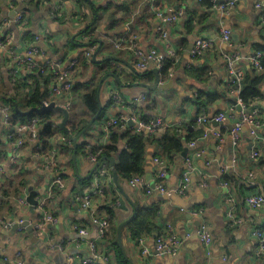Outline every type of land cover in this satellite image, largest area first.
Listing matches in <instances>:
<instances>
[{"label": "clouds", "instance_id": "obj_1", "mask_svg": "<svg viewBox=\"0 0 264 264\" xmlns=\"http://www.w3.org/2000/svg\"><path fill=\"white\" fill-rule=\"evenodd\" d=\"M117 4L124 7L112 17L121 18L116 31L128 39H108L102 34L107 28L95 26V39L105 40V50L110 48V52L102 54L98 45L87 47V59L75 71L67 72L57 62L60 54L68 51L60 47L59 41L77 35L79 25L71 23L72 14L87 12V6L82 2L78 6L76 0H52V12L45 21L40 16L44 3L37 8L31 0L15 4L0 0V36L7 31V42L0 44V60L4 61L0 76L11 66L9 57L15 61L21 55L28 58L25 74L42 71L39 61H45L52 73L61 68L55 76L42 74L29 81L30 88L35 89L31 94L15 77L0 80L4 95L13 98L11 103L0 100V200L15 206L14 219L0 221V264H56L57 257L67 259L68 249L80 247V241L85 250L76 264H148L151 253L145 249L156 250L152 264H157L176 261L184 253L187 240L197 244L203 241L201 246L210 249L207 259L202 258L203 264H264V234L253 233L254 224L237 219L235 226L229 224L224 232L217 229L214 233L209 227L213 223L209 213L204 214V219L189 213L187 222L183 218L173 219L170 224L165 220L166 227H155L166 214L171 217L173 209L169 205H174L173 197L189 201L193 196H212L214 188L220 207L227 205L231 209L229 215L251 217L264 211V201L254 196L247 201L254 206L245 213L238 204L244 197L236 192L241 181H251L255 176L264 180V170L237 175L233 163L229 177L232 191H227L221 179L229 169L228 139L242 152L243 139L255 137L257 128L264 131V98L241 95L246 84L256 77L261 79L258 86L264 90V54L253 60L246 44L231 39L234 32L242 38L251 34V38L259 39L255 30L264 31V0H229L226 7H208L202 0H114L113 7ZM29 8L36 9L35 18L32 12H25ZM205 13L210 15L209 29L201 32L202 23L185 25L180 34L188 38V43L177 47L173 29L179 28L189 15L194 14L200 21ZM22 15L26 18L20 23ZM56 16L60 17L63 33L55 31ZM14 25L16 30H12ZM28 28H32V34L25 37L23 33ZM49 36L57 37V41L49 42ZM204 36L210 42L204 41ZM45 46L55 49L51 58L43 53ZM122 46L127 55L118 53ZM26 47L35 50L27 52ZM209 51H215L217 56L223 53V60H209ZM197 53L202 58L193 61ZM105 54L120 58L104 63ZM93 58L102 63L92 64ZM192 63L198 68L208 63L212 67L197 75L191 71ZM186 65L187 71L183 70ZM45 80L55 84L80 80L81 87L70 96V87L50 91ZM8 85L13 86L11 92ZM199 89L225 96L223 100L209 101L200 96ZM182 100H199L195 106L199 113L194 112L193 104ZM30 103L54 113L49 117L55 131L51 143L41 132L48 120L24 117L17 122V108L26 111ZM53 104L55 108L46 107ZM184 112L187 114L182 115ZM193 115L198 121L197 133L189 136L186 122ZM97 116L106 119L97 121ZM214 121H219L216 128L212 127ZM233 123L234 130L225 137L221 127H231ZM63 130L68 134L64 135ZM85 140L87 147H82ZM133 147L137 156L129 164L125 157ZM183 149L196 154L199 168L213 170L216 175H197L190 161L186 165L189 175L178 182L175 172L181 165L167 163L165 157L174 151L176 161H180ZM73 154L78 163L73 162ZM165 168H173L167 180L162 179L167 175ZM65 171L67 180L60 177ZM73 186L75 191L71 190ZM29 187L33 190L31 203L26 199ZM259 187L264 196V185ZM160 200L168 202L160 207ZM102 203L110 205L107 214L96 211ZM145 206H149L150 214L141 219L139 226L133 225L131 237L125 231L118 241V225L125 223L126 213L138 214ZM82 218L90 223H81ZM25 219L31 236L27 230L8 235L15 223L23 224ZM197 220L201 227L193 229ZM185 223L188 234L181 240L177 229ZM152 231H159L167 239L157 243ZM233 237H241L242 241L232 243ZM69 238L78 242L65 247Z\"/></svg>", "mask_w": 264, "mask_h": 264}, {"label": "crops", "instance_id": "obj_2", "mask_svg": "<svg viewBox=\"0 0 264 264\" xmlns=\"http://www.w3.org/2000/svg\"><path fill=\"white\" fill-rule=\"evenodd\" d=\"M80 1L82 2V0H76V3L78 6H79ZM220 1H225V0H220ZM11 2L13 4H15L18 2V0H11ZM202 2L205 3L208 7H213V3L211 0H203ZM83 4L86 5L88 8V11L85 12L87 15V19H88V21L86 23H90L91 25L94 26V28H95V26L104 25V27L107 28V32H103L102 34L105 37H107L108 39H111L113 36H115L118 39L122 37V34L116 31V29L119 27L118 20L121 18L117 17V19H114V21H112V17L115 15L116 11H122L123 10L124 6L122 4H117L115 8L113 7L114 0H84ZM36 5L39 7L38 4H36ZM28 12H32L33 16L35 18L36 9H32V11L28 10ZM50 12H52V1L46 5L43 13H41L40 16L46 21L48 19L47 14ZM10 18H12V17H10ZM25 18L26 17L24 16V19ZM58 21H57V27H56L55 31L57 33H63L64 30L59 27ZM72 21H77V20H76V18H72ZM72 23H73V26L78 25L76 22H72ZM196 23H202L201 32L207 31L210 27V15L205 13L204 15L201 16L200 21L195 20L194 14L189 15L187 20L183 21L179 28H174L173 31L176 33L175 40L177 42V47H180L181 45H186L188 43V38L186 36H183L180 34L182 29L185 27V25H192V24H196ZM129 27H131V25H129ZM154 27H159V25H154ZM80 29L81 28L79 25V27H76V32H77L76 36L69 37L67 40H64V41H59L61 48H67L68 49V51L66 53L62 52L60 54L58 60H57V62L59 64H61L64 71L66 70L67 61L77 60V62H78L77 66H78V65H81L85 61L84 57H87L86 53L84 51V49L87 47L82 46L83 43H85L87 38L82 37L83 35H81L79 33ZM12 30H16L15 25L13 26ZM95 31H96V28H95ZM250 33H251V30H250ZM27 34L28 35L32 34V28H28L24 31L23 35L25 36ZM235 35L237 36V39L234 38ZM255 35H257L259 37V39L251 38V34L247 38H242L240 33L234 32L231 39L233 40V42H242V43L246 44L247 47L249 49H251L250 55H252L256 51L259 44L264 45L263 44L264 43V41H263L264 31L257 29V30H255ZM6 36H7V31H5L3 36H0V39H1V37L3 38ZM122 38L124 40L128 39L127 36H123ZM203 38L209 39L207 36H204ZM47 39L49 42L57 41V37H55V36H49V37H47ZM213 39H214V37H213ZM75 41H77V43ZM96 41L97 42L95 43V45H98V48L100 50H102V54L104 51L110 52V48L108 50H105V40H96ZM161 47H163V45H161ZM42 51H43V53L49 55V58H51L52 53H53V51H55V49L45 46L42 49ZM117 51H118V53L123 52L124 55L128 54L127 51L123 49V46L121 47V49H119ZM79 58H80V61H79ZM119 58H120L119 55L105 54L104 55V63H109V62L116 60V59H119ZM201 58H202L201 56H197L196 58L192 57V60L196 61V60H199ZM94 59H95V61H94ZM208 59L209 60H213V59L223 60V53H220L219 56H217L215 51H209ZM0 61L2 63L4 62L3 60H0ZM41 62H44V61H39V63H41ZM91 63L94 65H100L102 62L99 59L93 58L91 60ZM211 67H212L211 63L204 64L202 67H199V68L197 67V65L195 63H192L191 71L193 73H196L197 75H203ZM245 67H246V65H245ZM75 70H76V68H75ZM183 70H185V71L189 70L188 66L186 65ZM101 71L102 72L104 71L103 67H101ZM6 72H7V69H5L3 72L4 76H5ZM72 81H73V88L74 89H72L70 96L72 93L79 91L80 87H81V81L80 80H72ZM120 83H121V81L119 79H117V84H120ZM50 85L51 84H49V86ZM51 86H50V88H51ZM8 88L10 90L11 86L8 85ZM198 91L204 92L205 94H211V95L219 94L221 97L220 100H223L224 96H225L224 93H220L218 91L205 92L204 89H199ZM261 98H264V90H262V97ZM228 102L229 103L232 102L231 98H229ZM182 103L193 104L194 112L197 114L199 113V108L195 107L197 105L196 100H182ZM186 114H187L186 112L182 113V115H186ZM100 119H106V116H104V117L99 116L97 121H99ZM229 120H231V117H229ZM196 124H197V122H196V116L195 115H193L192 118L186 122V131H187L189 136L197 133V129L195 127ZM234 125L235 124L233 123L231 127H227V131H225V130L222 131L225 137L229 136V134L231 133V129ZM212 127L216 128V125H214V122L212 123ZM44 131L45 130L42 128L41 132L43 135L45 134ZM220 131H221V129H220ZM54 135H55V131L52 128L51 134L47 135L49 137L48 143L52 142ZM64 135H67V134L64 133ZM219 143H220V141L217 140V146L219 145ZM240 143H242V146H243L242 152H241L240 147H237L236 145H234L232 143L231 139H228V141H227L226 156H227V159L229 161L228 175H230V173L233 171V168H232L233 163H235V171H236L237 175H239L240 173H244V172H252L253 174H255L261 170H264V131H262L261 129L259 130V140L258 141L253 140V139H251L250 136H248L247 138L243 139ZM84 144H86V145L88 144L87 140L82 142V146ZM215 147L216 146H214V149H213L214 155H215ZM255 149L259 151L260 155L258 157H255V159H251L253 157L252 152L255 151ZM185 150L186 149H183V151L180 153L181 158H182L180 161H176L175 154L172 156V159L165 158L167 163H172L174 165L175 164L181 165L180 170L178 172H175V177H176V180L178 182L182 181L183 174L186 172L185 164H187L186 161L188 159L191 160L192 168L194 171L197 172V175H200L201 173H205V172L210 177L216 175V173L213 170H206V169L199 168V165L196 163V154L192 153L190 150L185 152ZM233 153L236 154L235 159L233 158ZM250 159H251V163L249 164ZM72 160H73V158H72ZM76 163H78L77 156H76ZM165 169L167 170V174H168L167 179H169V177L173 174V168H165ZM60 174H61L63 179H65V180L68 179V172H66V171L61 172ZM64 176L66 178H64ZM221 177H222V174H221ZM89 179H91V177H89ZM225 185H226L227 191H232V187H231L232 183L230 186L227 184H225ZM260 185H264V180H262L259 176H255L254 179L251 181H241L240 186L236 189L237 196L242 194L244 197L243 200L238 201V204L240 207H243L245 209V213L247 211L251 210V207L246 202V198L249 195L261 193L262 189H261V187H259ZM29 190H30V187H29ZM29 190H28V194H27L26 199H28V197H29V194H30ZM71 190L75 191V186H73ZM216 196H217V190L214 188L212 196H208V195H203L202 197L193 196L192 199L189 201H185L182 197H173L175 203H174V205H169V207L173 209V213L171 214V217L166 214L164 220H161L160 223H158L156 225V228L160 229V228L166 227L167 225L165 224V220H167L169 224L172 223L173 219H180V218H183L187 222L189 219L188 214L193 213L194 210H198V209H201L204 212V214L205 213L210 214V219L212 220L213 223L211 225H209V227L211 228V230L214 233L216 232L217 229H219L221 232H224L227 229L229 224L235 226L237 224V219H239L242 223L247 222L250 224H254V227L251 229L252 232L255 230V228H259V227H262L264 225V219H259V221H258V218L264 217V211L258 212V213H256V215L251 216V217L248 216L247 214H243L239 217L234 215V218L231 219L229 217V212L231 211V209L227 205H225L224 208H221L219 205L218 199H215ZM157 199L159 200V197H157ZM167 202H168L167 200H160L159 206L162 207ZM37 206H38V204H37ZM106 206H107L106 204L102 203L99 205V207L96 209V211H98V212L103 211L106 214V210H105L107 208ZM14 207L15 206L13 204H11L10 201L5 203L3 200H0V221L8 220L9 217H12L14 219V216H13ZM103 208H105V209L103 210ZM74 210L75 209H73V211ZM148 211H149V206H145L142 209V211L138 214H135L134 217H133V214L126 213L125 223L118 225L119 229L121 227L122 228H121V233H119V231L116 233L117 240L118 241L122 240L123 233L125 231L128 233L129 237H131L133 224L137 221L139 216H142L143 214H145ZM6 213H7V215H6ZM218 213H219V215H217ZM204 214L202 216V219H204ZM25 221H27V220L25 219ZM75 222H76V220H75V218H73V223H75ZM80 222L81 223H90L89 221H87L86 219H83V218L81 219ZM198 222H200V220H197V221H195V223H193V225H192L193 229L199 228V226L197 225ZM12 230H13V228H12ZM177 231L180 232V239L185 240V237L188 234L187 224L186 223L181 224L179 226V228L177 229ZM20 233H22V232H20ZM15 234H18V233L15 232ZM192 234H193V236H195V232H193ZM158 235H160L159 231H152L151 232V236L154 239H156L158 237ZM238 241H242V238L241 237H233L231 242L237 243ZM77 242H78L77 240L69 238L66 241L65 247H67L68 243L74 244ZM79 243L81 245L80 247H73L71 249H68V251L70 253L68 255V257L74 256L76 258H81L83 256V252L85 250L83 247V242L80 241ZM150 251L152 254L149 256L148 264H152V258L156 256V253H154V249H150ZM221 251H223V249H221ZM41 254H43V250H41ZM202 258H203V260L207 259L206 249L201 246V243L197 244L195 242V240H187V241H185V245H184V253L176 261H158L157 264H203ZM66 261H67V259H65L63 257H57L56 258V264H66ZM39 264H42V261L39 262Z\"/></svg>", "mask_w": 264, "mask_h": 264}, {"label": "trees", "instance_id": "obj_3", "mask_svg": "<svg viewBox=\"0 0 264 264\" xmlns=\"http://www.w3.org/2000/svg\"><path fill=\"white\" fill-rule=\"evenodd\" d=\"M51 1L52 0H31L32 3L38 4V5H40L41 3H44V4L47 5ZM82 2L84 3V0H82ZM80 3H81V1L79 2V5H80ZM37 8H39V7L37 6ZM28 10H31L32 11V9L29 8V9H26L25 12H28ZM56 18L55 19L57 21L58 20L60 21V17L59 16H56ZM72 18H76L77 21H71V23L72 22H76L78 25H80V28L81 29H80L79 33L81 35H83L82 37H86L87 38L86 41H85V43H83L82 46H84V47H92V46H94L95 43L97 42L96 39H95V33H96V31H95V28H94L93 25H91L90 23H86L88 21L86 13L85 12H83L82 14L79 13V12L73 13L72 14ZM112 21H114L113 18H112ZM29 35L27 34V35H25V37H28ZM1 41L3 43L7 42L6 41V37H3V38L1 37ZM263 41H264V38H263ZM75 42L77 43V41H75ZM256 50L264 51V45L259 44ZM86 59H87V57H84V60H86ZM79 61H80V58H79ZM9 63L11 64V66L7 68V72L5 73V76L6 77L4 76V73H3L2 76H0V80L7 81V80H11L12 79V76H11V68H13V66L15 65V61H13L11 58H9ZM0 64H2L1 61H0ZM38 64H39V69L42 70V68H44V65L40 64L39 62H38ZM25 65L26 64H24V66ZM262 65L264 66V62H262ZM42 74L43 75H52V76H54V73L50 72L49 69H47L45 72H42V71H30L27 74H25L24 71L22 70L20 72L19 76L16 79L23 81V84L21 85V87L24 88L25 90H27L29 92V94H31V92L35 91V89L30 88L28 82L29 81H35V79L37 78V76H40ZM44 82H45V84H48V85L49 84H51V85L53 84L49 80H45ZM260 83H261V79L259 77L253 78L252 81H251V83L246 84L245 88L243 89V92L241 93L242 97L250 98V99H259V98H261L262 97V89L258 86ZM10 86H11V89L10 90H9V88H7L8 92H11L12 89H13V86L12 85H10ZM50 86H49V89H50ZM199 94H200L201 97H205L209 101H218V100L221 99V97H220L219 94H213V95H211V94H205L204 92H199ZM24 98L27 99V96H25ZM0 100H3L6 103H11L12 100H13V98L11 96H5L4 95L3 88H0ZM199 102H200L199 100H196V103L197 104ZM33 108H40V107H37L34 104L30 103L28 105V108H27L26 111H21L19 108H17V110H16V116L18 117V121L17 122L18 123L19 122H22V120L24 118L19 112H23V113L24 112H28L29 110H31ZM52 115H54V113H52L51 111H47V112H44L43 114H33V115L29 116L28 118L31 119V118H34V117H39L41 120H48V123L44 124L43 129L45 130L44 131L45 132L44 135H49V134H51L52 124H53V121H51L49 119V117L52 116ZM82 147H87V145L84 144ZM106 147L109 148V151H112L113 150L111 146H106ZM173 155H174V151H173V154L172 155H168L165 158L172 159V156ZM122 156H124V154H122ZM136 156H137V152H136L135 147H133L131 149V151L127 153V156L125 157V159H126V161L129 164H131L132 158H134ZM229 177H230V175H228V173H227L226 175H223L221 177V179L223 180V182L225 184H227V185L230 186L231 183H232V180ZM64 178H66V177L64 176ZM5 195H7V193H5ZM106 207H105L106 209L103 208V210L105 209L106 210V214H107L108 209L110 208V206L107 205ZM148 214H150L149 211L146 212L145 214H143L142 216H139L138 219H137V221L133 225L139 226L141 219L145 215H148Z\"/></svg>", "mask_w": 264, "mask_h": 264}, {"label": "built area", "instance_id": "obj_4", "mask_svg": "<svg viewBox=\"0 0 264 264\" xmlns=\"http://www.w3.org/2000/svg\"><path fill=\"white\" fill-rule=\"evenodd\" d=\"M202 1H203V0H202ZM211 1H212V3H213V7H226V6H227V3L229 2V0H225V1L211 0ZM215 4H216V5H215ZM55 18H56V17H55ZM23 20H24V15L21 16V18H20V23H22ZM203 40H204V41H207V42H210L209 39H204V38H203ZM0 44H4V43L1 41V39H0ZM34 50H35L34 47H27L25 51H27V52H32V51H34ZM258 54H264V51L256 50V51L251 55V58H252L253 60H256L257 57H258ZM197 56H200V54L197 53V54L193 55L194 58H196ZM9 58H11V57H9ZM27 61H28L27 56H23V55L20 56V59H19V60H15V65L13 66V68H11V76H12V78H13V77L17 78V77L19 76L20 72L24 69V64H27ZM258 62H259V61H258ZM40 64L44 65V68H42V72H45L47 69H49L48 66H47V63H46L45 61H44V62H41ZM77 64H78L77 60H70V61H67V63H66V70H65V71H67V72L74 71L75 68H76V66H77ZM60 65H61V64H60ZM261 66H263V65H262V62H261ZM60 71H61V68H57V69H56V73H54V76L57 75ZM53 84H54V85H53ZM53 84H52V86H51V88H50V91L55 90V89H57V88L63 90V89H65L66 87H70V93H71V91H72V89H73V81H72V80H64V81H62L60 84H55V83H53ZM34 118L40 119L39 117H34ZM40 120H41V119H40ZM196 122H198L197 119H196ZM19 123H20V122H19ZM214 123L219 124V121H214ZM216 126H217V125H216ZM129 127H130V126H129ZM234 128H235V125L232 127L231 132L234 130ZM223 130L227 131V127H221V131H223ZM259 130H260V128H257V129H256L255 137L249 135V136L251 137V139H253V140H257V141L259 140ZM259 155H260V153H259V151L256 150V149H255V151L252 152V156L258 157ZM190 161H191V160L188 159V160L186 161V163L188 164ZM187 164H185V166H186ZM192 169H193V168H192ZM165 171H166V173H167V170H166V169H165ZM227 173H228V171L225 172V173H223L222 176H223V175H226ZM251 173H252V172H251ZM187 175H189V170H188V168L186 167V172L183 174V178H182V181H181V182H183L184 177L187 176ZM167 176H168V174L165 175V176H163L162 179L167 180ZM60 177L62 178L61 174H60ZM62 179H63V178H62ZM254 196H255V197H259L262 201H264V196H261V193H257V194L249 195V196L246 198V202H247L249 199H251L252 197H254ZM247 204H248V203H247ZM248 205H249V204H248ZM38 206H39V205H38ZM249 206H250V207H253L254 205H249ZM193 213L198 214V215L201 217V219H202V216H203V214H204V212H203L201 209L194 210ZM229 217H230L231 219H233V218H234V214H233V215H229ZM14 225H19V226H20V225H22V224H21V223H15ZM200 227H201V221H200V224H199V228H200ZM24 230H25L24 228L18 229L17 233L24 232ZM256 232H259V233L264 234V225H263L262 227L255 228V230L253 231V233H256ZM161 239H167V237H166V236H162V235L160 234V235H158V237H157L155 240H156V242L158 243ZM200 243H201V245H202V244H203V241H201ZM203 247L206 249L207 252L210 251V249H208L207 246H203ZM145 251L151 253L150 249H145ZM154 253H156V255L158 254V253L156 252V250H154ZM151 254H152V253H151ZM79 259H80V258H76V257H74V256H69V257L67 258L66 264H76V261L79 260Z\"/></svg>", "mask_w": 264, "mask_h": 264}, {"label": "water", "instance_id": "obj_5", "mask_svg": "<svg viewBox=\"0 0 264 264\" xmlns=\"http://www.w3.org/2000/svg\"><path fill=\"white\" fill-rule=\"evenodd\" d=\"M233 35V34H232ZM234 38H236L237 39V36L235 35L234 36ZM94 61H95V59H94ZM150 87V86H149ZM46 107H48V108H55L56 107V105L55 104H53V105H48V106H46ZM47 111H51L50 109H43V108H33V109H31V110H29L28 112H19L23 117H29V116H31L32 114H43L44 112H47ZM99 118V116H97V119ZM214 125H217L216 123H214ZM130 127H131V122H130V125H129ZM64 131V133L65 134H68V132H67V130H63ZM251 148V147H250ZM186 151H188V149H186L185 150V152ZM72 158H73V161L74 162H76V155L75 154H73V156H72ZM110 163H112L111 161H110ZM30 194H29V197H28V201H29V203H31V201H32V199H33V196H32V192H33V190L30 188ZM33 203H34V201H33ZM135 215H133V217H134ZM199 224H200V222H198V226H199ZM21 228H24V229H26L27 231H28V233H29V235L31 236V232H32V230L30 229V228H28V225H27V221H25L22 225H14V227H13V230L11 231V232H9L8 233V235H15V232H17L18 231V229H21ZM122 228V227H121ZM121 228L119 229V233H121ZM33 243H36V240H35V238H33V241H32Z\"/></svg>", "mask_w": 264, "mask_h": 264}, {"label": "rangeland", "instance_id": "obj_6", "mask_svg": "<svg viewBox=\"0 0 264 264\" xmlns=\"http://www.w3.org/2000/svg\"><path fill=\"white\" fill-rule=\"evenodd\" d=\"M27 48V47H26ZM26 48L24 49V50H26ZM27 63H28V61H27Z\"/></svg>", "mask_w": 264, "mask_h": 264}]
</instances>
